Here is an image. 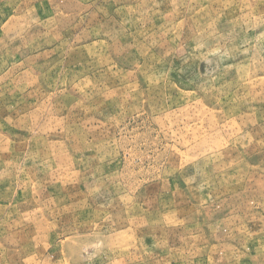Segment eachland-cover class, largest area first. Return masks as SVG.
Segmentation results:
<instances>
[{
	"label": "rangeland",
	"instance_id": "rangeland-1",
	"mask_svg": "<svg viewBox=\"0 0 264 264\" xmlns=\"http://www.w3.org/2000/svg\"><path fill=\"white\" fill-rule=\"evenodd\" d=\"M0 264H264V0H0Z\"/></svg>",
	"mask_w": 264,
	"mask_h": 264
}]
</instances>
